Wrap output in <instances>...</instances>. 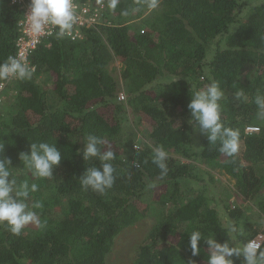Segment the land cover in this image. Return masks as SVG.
I'll return each instance as SVG.
<instances>
[{"label": "trees", "instance_id": "obj_1", "mask_svg": "<svg viewBox=\"0 0 264 264\" xmlns=\"http://www.w3.org/2000/svg\"><path fill=\"white\" fill-rule=\"evenodd\" d=\"M243 1L118 0L113 10L109 0H98L112 24L84 27L76 39L57 38L55 31L38 45L32 78L10 80L3 90L0 142L2 155L19 168L13 176L38 185L29 204H42L34 211L46 227L26 225L17 236L0 224V264H108L118 235L149 214L155 222L131 264H207L203 239L200 254H191L192 231L221 243L230 221L242 240L259 232L248 222V209L264 219V120L253 102L257 90L264 91V0L252 6V0ZM26 2L0 0V63L16 50ZM210 78L225 91L222 120L239 130L233 157L188 123L191 84L201 88ZM241 89L247 102L235 100ZM121 92L124 100L118 99ZM129 115L148 126L146 135L137 137ZM248 125L259 129L248 133ZM90 134L104 139L102 151L115 153V182L105 194L79 182L88 167L100 165L96 158L83 159ZM33 142L55 144L62 152L51 178L22 170L19 153H30ZM161 145L169 153L162 179L152 162L153 148ZM198 162L234 180L242 203H228V186V192H213L194 171ZM209 175L210 185L218 180Z\"/></svg>", "mask_w": 264, "mask_h": 264}, {"label": "clouds", "instance_id": "obj_2", "mask_svg": "<svg viewBox=\"0 0 264 264\" xmlns=\"http://www.w3.org/2000/svg\"><path fill=\"white\" fill-rule=\"evenodd\" d=\"M118 0H109V8L116 9ZM155 7V3L151 5ZM27 30L34 35H41L49 29L56 30L57 38L71 35L77 23V13L73 0H30L29 12L24 16ZM49 34H51L49 32ZM33 69L19 56H9L0 63V80L16 79L30 80ZM174 81H176L174 79ZM191 99L187 105L191 119L188 121L193 133L207 138L210 145L219 144V152L228 156H235L240 149L239 130L226 126L222 120L221 101L225 97L219 81L210 78L204 87L196 88L191 84ZM236 101H248L243 89L235 91ZM123 99V97H121ZM253 102L256 105L258 119L264 120V91L257 90ZM103 138L88 135L85 138L83 159L89 161L93 158L99 160V167H88L80 177L79 182L83 189L105 194L115 182V168L111 163L115 159L112 150L102 151ZM138 149L139 145L134 144ZM4 142H0V224H5L14 235H20L26 225L33 224L39 228L46 227L34 209L42 207L40 202L29 204L32 193L38 191L36 183H30L27 178L17 180L13 176L12 159L3 156ZM23 162L25 175L31 174L34 178H51L54 169L62 160V152L55 144L48 142H33L29 152H20L18 157ZM169 153L164 147L153 148L152 162L160 170V178L167 176L169 168ZM139 167V165H137ZM148 187H153L152 183ZM228 239L221 243L216 238H205L201 231L190 233V249L193 257L201 252L200 242L203 239L208 246L209 255L207 264H264V241L256 239L242 240L241 229L229 222L226 226ZM189 264H195L190 261Z\"/></svg>", "mask_w": 264, "mask_h": 264}, {"label": "rangeland", "instance_id": "obj_3", "mask_svg": "<svg viewBox=\"0 0 264 264\" xmlns=\"http://www.w3.org/2000/svg\"><path fill=\"white\" fill-rule=\"evenodd\" d=\"M240 1L244 2L243 0H240ZM254 3H255V0H252L251 2H249V5L252 6ZM115 65L117 67L120 66L121 65L120 61H117ZM128 117H129V122L133 124V127L138 129L137 137L141 138L143 135L147 134L146 133L148 130L147 125L139 124V123L136 125L135 124L136 119L133 120V118L130 115ZM127 122H128V119L126 120L125 123ZM194 166H195L194 171L198 174H201V177L204 178V181L207 184H209L213 192L217 193L220 191V189H223V188L226 189L225 186H228L230 189L229 192L226 189V191L228 192V195L230 193V196L228 197V203H231L233 205L242 203L239 196H237V193L233 191L234 180H230L226 174L222 173L219 167H211L206 162L195 164ZM210 173L218 177V180H216L214 183H211V185L208 182L210 178V175H209ZM248 203H250L249 205L252 206L251 204L252 202H247V204ZM248 210L250 212L248 222H250L255 228H257V230L259 231L258 233H262L261 230L264 227V219L258 218V215L255 213V208L248 209ZM226 215L227 214L221 212V216L223 219L226 217ZM154 217L155 216H153L152 214H149L147 217L140 220L139 222L132 225L131 227L126 228L124 231H122L118 235V237L116 238L113 251L108 256V264H131L132 257L135 253L137 246L144 241L150 229V226L155 222ZM28 226H34V225L29 224ZM247 232H248V228L244 230V233H247Z\"/></svg>", "mask_w": 264, "mask_h": 264}, {"label": "built area", "instance_id": "obj_4", "mask_svg": "<svg viewBox=\"0 0 264 264\" xmlns=\"http://www.w3.org/2000/svg\"><path fill=\"white\" fill-rule=\"evenodd\" d=\"M15 1V0H14ZM23 1V0H18ZM29 2L25 3L24 16L29 12ZM75 10L77 13V23L74 25L71 35H68L72 39L82 37V28L84 27H98L99 25L112 24L110 15L107 13L106 7L103 3H99L98 0H73ZM25 17L19 22L20 35L16 41V50L9 56H19L25 60L30 68L35 70V66L32 64L31 55L38 45L48 36L52 35L56 30L49 29L41 35H34L27 30L24 23ZM144 30L142 29V32ZM49 32L51 34H49ZM13 79L0 80V108L4 103L5 96L3 90L6 89L7 83ZM123 97V99H121ZM119 100H124L125 95L123 92L119 93ZM259 127L248 125L246 127V132L251 133L258 130ZM259 241L264 240V234L258 233L253 238Z\"/></svg>", "mask_w": 264, "mask_h": 264}, {"label": "crops", "instance_id": "obj_5", "mask_svg": "<svg viewBox=\"0 0 264 264\" xmlns=\"http://www.w3.org/2000/svg\"><path fill=\"white\" fill-rule=\"evenodd\" d=\"M141 20H143V17L141 18ZM200 163H203V162H198V163H196V164H200Z\"/></svg>", "mask_w": 264, "mask_h": 264}]
</instances>
